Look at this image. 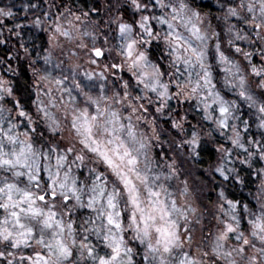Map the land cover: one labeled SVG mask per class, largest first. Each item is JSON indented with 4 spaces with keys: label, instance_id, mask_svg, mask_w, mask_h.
<instances>
[{
    "label": "snow or ice",
    "instance_id": "1",
    "mask_svg": "<svg viewBox=\"0 0 264 264\" xmlns=\"http://www.w3.org/2000/svg\"><path fill=\"white\" fill-rule=\"evenodd\" d=\"M15 7L0 264H264V0Z\"/></svg>",
    "mask_w": 264,
    "mask_h": 264
},
{
    "label": "trees",
    "instance_id": "2",
    "mask_svg": "<svg viewBox=\"0 0 264 264\" xmlns=\"http://www.w3.org/2000/svg\"><path fill=\"white\" fill-rule=\"evenodd\" d=\"M5 1H6V4H15L16 5V7L13 8V11L15 13H17L18 17L20 18L16 22L26 23V21L23 20L25 13L22 9V4L27 3V0H5ZM209 2H210V0H204V3H209ZM57 3H60V0H57ZM64 3H67L69 6L83 8L84 11H88V9L93 7V6H99L101 16L104 15L103 0H64ZM29 18H31L30 14H29ZM7 23H8V26H11L13 21L9 20ZM4 35L5 36L8 35L7 31H5ZM15 44H16V40H15V38H13L8 44L0 45V56H5L6 50L13 47ZM12 63H13L14 67L17 66L15 60H13ZM25 78H29V77H25ZM209 195H211V193H209Z\"/></svg>",
    "mask_w": 264,
    "mask_h": 264
},
{
    "label": "rangeland",
    "instance_id": "3",
    "mask_svg": "<svg viewBox=\"0 0 264 264\" xmlns=\"http://www.w3.org/2000/svg\"><path fill=\"white\" fill-rule=\"evenodd\" d=\"M2 2L4 3V4H6V1L5 0H2ZM55 11V10H54Z\"/></svg>",
    "mask_w": 264,
    "mask_h": 264
}]
</instances>
